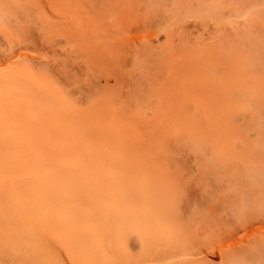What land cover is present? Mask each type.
<instances>
[{"label":"bare ground","instance_id":"bare-ground-1","mask_svg":"<svg viewBox=\"0 0 264 264\" xmlns=\"http://www.w3.org/2000/svg\"><path fill=\"white\" fill-rule=\"evenodd\" d=\"M224 1L0 0V264H264Z\"/></svg>","mask_w":264,"mask_h":264},{"label":"rangeland","instance_id":"rangeland-1","mask_svg":"<svg viewBox=\"0 0 264 264\" xmlns=\"http://www.w3.org/2000/svg\"><path fill=\"white\" fill-rule=\"evenodd\" d=\"M224 5L231 15L241 16V25L236 31L234 26L230 27L227 21L225 23L230 28L227 33L229 37L238 39L244 56L250 58L245 63L246 76L264 84V0H225ZM205 36L206 34L203 35ZM247 116L260 119L257 126L264 129V104L259 108H252Z\"/></svg>","mask_w":264,"mask_h":264}]
</instances>
